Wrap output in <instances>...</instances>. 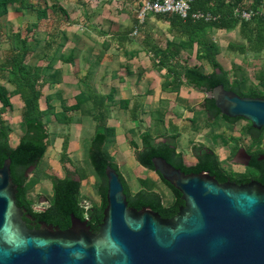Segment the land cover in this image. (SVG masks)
I'll list each match as a JSON object with an SVG mask.
<instances>
[{
	"label": "trees",
	"instance_id": "1",
	"mask_svg": "<svg viewBox=\"0 0 264 264\" xmlns=\"http://www.w3.org/2000/svg\"><path fill=\"white\" fill-rule=\"evenodd\" d=\"M145 1L153 0H125V3L135 7L133 13L135 27H137V12ZM11 7L18 13L34 11L37 22L26 29L23 36L17 34L14 37V52H10L11 54L4 57L0 63V167L6 159H10V176L13 184L17 186L15 200L19 208H25L30 216L61 228L69 225L70 215L82 220L89 218L91 226L95 229L97 224L101 223L102 212L106 206L105 168L109 166L119 174L128 207L136 210L150 208L162 219L169 220L177 215L183 203L180 200V195L158 174L154 173L152 158H162L185 174L208 172L220 184L230 179L231 175L224 170V163L220 162L218 156L213 152L206 151L205 158L198 165L187 167L182 153L178 152L176 146L178 136H169L165 128L159 134H155L152 131L153 128H147L143 133L137 135L138 143L130 139L129 145L134 149L137 164L148 173L158 177L160 182L171 192L172 201L168 205H164L162 196L155 190L154 181L149 177L139 180L141 188L133 193L109 153V147L114 143L116 137L115 129L107 125L113 92L108 96L82 92L77 96L76 104L73 107L62 105V114L55 113L54 108L49 104L46 105V110H41L39 101L42 96L43 84L60 83V73L51 74L49 72L56 59H52L49 68L44 71L29 64V57L41 42L38 39L37 29L38 23L47 18L46 9L36 8L29 0H0V18L6 16ZM236 8L253 10L256 15L249 21H242L234 15ZM196 12L210 14L214 19L208 22L195 21L191 15ZM149 16H154L171 26L169 31L171 39L166 42L165 47L158 46L148 36H144L143 40L147 51L153 55V62L159 69H164L166 72L165 82L162 86L163 91L174 93L186 86L205 94L217 86H222L224 90L239 97L264 98V62L259 67L258 62H248L246 59V57L264 54V0H193L190 5V15L186 19L170 15ZM139 31L140 29L135 37L142 34ZM215 32L236 33L240 38L239 43L230 42L226 46L229 53L243 56L238 68L239 74L232 75L219 62L220 50L212 39ZM182 51L188 56L193 55L198 64L191 66L186 60H180L179 54ZM202 67H208L210 72L205 73ZM249 67L255 70V85L244 73ZM4 84L13 87V94L19 95L23 103L21 121L18 125L19 129L23 131V136L15 148H11L9 143L11 128L2 118L4 114L11 113L13 110L9 93ZM199 107L200 110L187 109L192 114L190 122L194 126L204 120V127L208 126L212 129L209 137H212L213 140L220 138L219 135L214 134L215 129L219 128L216 124L217 119H221L232 128L238 122L244 121L222 116L215 107L214 101L206 97ZM69 111H78L81 115L90 117L95 124L94 133L88 141L86 158L97 182L96 194L100 198L98 206L87 208L83 204L84 199L80 193L83 178L78 172H68L65 178L60 179L43 172L40 167L50 145V133L44 119L52 116L56 123L70 125L74 120L64 115ZM159 120L164 122L161 118L155 123ZM131 133L134 131L131 130ZM243 133L245 137L252 138L253 145H260L264 140V129L260 132L253 130L248 122ZM230 140H234L236 145L239 143L231 136L225 140L222 138L225 145ZM64 143L60 161L62 164H71V161L66 158L67 143L66 141ZM33 167L32 173L27 175V171ZM75 177H79L80 180L76 182ZM42 180L50 181L52 196L49 199L48 209L43 213H37L32 209L34 203L28 195ZM258 180L264 184V174H261Z\"/></svg>",
	"mask_w": 264,
	"mask_h": 264
},
{
	"label": "water",
	"instance_id": "2",
	"mask_svg": "<svg viewBox=\"0 0 264 264\" xmlns=\"http://www.w3.org/2000/svg\"><path fill=\"white\" fill-rule=\"evenodd\" d=\"M205 97L222 116L264 129V98L239 97L222 86ZM151 163L180 195L177 215L165 220L150 208L128 207L119 174L108 166L106 206L93 235L74 215L65 232L45 223L29 231L6 159L0 167V264H264V185L220 184L208 172L185 174L159 157ZM63 168L66 175L74 172Z\"/></svg>",
	"mask_w": 264,
	"mask_h": 264
},
{
	"label": "crops",
	"instance_id": "3",
	"mask_svg": "<svg viewBox=\"0 0 264 264\" xmlns=\"http://www.w3.org/2000/svg\"><path fill=\"white\" fill-rule=\"evenodd\" d=\"M29 1L36 8L46 9L47 14V18L38 23L37 33L41 42L29 57V64L44 71L49 68L52 59H56L49 72L60 73L59 84H43L40 109L46 110L49 104L55 113L62 114V105L73 107L82 92L101 96L113 92L107 125L115 129L116 138L125 136L123 130H139V135L151 128L156 116H163V121L168 122L165 126L168 135L178 136L176 146L185 162V147L180 148L179 140L185 133V117L192 118L187 109L200 110L198 107L203 100L193 104L192 95L185 97V88L194 93L200 92L186 86L174 93L163 91L166 72L153 62V55L143 42L144 36H148L158 46L165 47L171 39V26L148 15L139 28L142 34L133 37L135 7L132 4L115 0ZM36 23L34 11L18 13L13 7L9 8L7 15L0 18V63L13 51L14 37L17 34L23 36L25 30ZM161 27L166 29L167 34L164 43L158 39ZM179 58L185 61L184 51L180 52ZM4 87L13 106L11 113L16 110L14 106L17 104L22 115L23 103L19 95L13 94V87L6 84ZM7 114L10 113L3 116ZM64 115L72 118L75 125H78L77 121L82 123L91 119L78 111L65 112ZM16 128L20 131L18 125ZM9 143L11 148H15L19 141L14 142L10 137ZM110 155L130 187L117 158L112 153ZM146 174L151 173L146 171Z\"/></svg>",
	"mask_w": 264,
	"mask_h": 264
},
{
	"label": "rangeland",
	"instance_id": "4",
	"mask_svg": "<svg viewBox=\"0 0 264 264\" xmlns=\"http://www.w3.org/2000/svg\"><path fill=\"white\" fill-rule=\"evenodd\" d=\"M158 31V39L161 40L162 43H164V40L167 35L166 29L164 27H161V29H158ZM212 39L217 44L220 50L218 60L223 66V68L226 71L231 72L232 75L239 74L238 68L241 65L243 56L229 53L226 49L228 43L240 42V38L238 37V35L236 33L215 32V34L212 36ZM246 59L248 60V62H258L260 67L261 64L264 62V54L254 57H246ZM185 60L191 66L198 64L194 60V56H188L187 53H185ZM202 69L205 73L210 72V69L208 67H202ZM244 73L246 77L251 80V82L255 85V70L249 67L245 70ZM190 95H192V99H194L192 100L190 98L193 104H196L197 101H201L204 98L203 93H194L193 91L191 92L190 89L185 88V97H189ZM14 108H16V110L13 113L7 114V116H2V118L10 127L14 128V130H11L10 132V137L12 141L18 142L22 131H19L16 126L19 125V122L21 121V114L20 112H18L17 104H15ZM161 118H163V116H156L154 118L155 120L153 121L151 126V128H153L152 131L154 133L163 132L164 128L167 130L165 126L166 124H168V122H160L159 120L157 121V123H155L156 120ZM190 120L185 117V133H183V139L179 140L180 148L182 149L183 147H185L186 165L194 164V160L191 157L189 151L193 143L204 144L205 146H208L209 148L213 149L217 153L219 159H223L228 153V149L227 147H225V144H223L222 138L225 140L229 136H231L233 137V139H237L239 141L238 144L241 146H246L248 143V140L246 139L243 133L244 129L247 126V122L245 121L238 122L232 128L231 126H228L226 123L222 122L221 119H217L216 124L219 126V128L215 129L214 134L219 135L218 137L220 138L218 140H213L212 137H209V134L211 133L212 129L208 126L204 127V120H201L194 126L190 122ZM44 122L47 125L48 132L50 133V145L40 165L41 170L51 176L63 179L66 176L63 165H69L74 170V172H78V174L83 178L80 190L81 196L84 199L83 204L86 207L98 206L100 204V198L96 194L95 186L97 182L92 175V170L86 158L88 141L92 137L91 134L94 131L95 127L94 122L91 119L82 123L80 121H77L78 125H75L74 121L72 124L65 126L56 123L52 116L47 117ZM143 128L144 127H142L141 129ZM123 132H125V136L117 138L115 137V141L109 147V151L112 150V152L110 153H112V155L117 158V161L121 166L122 173L130 183L131 191L135 192L136 190L140 189L141 186L139 184V180L145 178L147 179L149 177V179L154 181V185L156 187L155 190L162 196L164 205H168L172 201L171 192L160 182V180L155 174H146V171L138 166L135 160L134 149L131 148L129 145L130 139H132L136 143L139 142L137 137L139 130H134V133L125 130H123ZM65 141L67 143V149L65 152L66 158L71 161V164H62L60 161L61 155L64 151L63 146L65 144ZM235 169L238 170L240 168L236 167ZM28 196L33 201L35 206H38L39 198L50 199L52 196L50 181H40V183L30 191Z\"/></svg>",
	"mask_w": 264,
	"mask_h": 264
},
{
	"label": "flooded vegetation",
	"instance_id": "5",
	"mask_svg": "<svg viewBox=\"0 0 264 264\" xmlns=\"http://www.w3.org/2000/svg\"><path fill=\"white\" fill-rule=\"evenodd\" d=\"M22 136H23V131L20 136L19 143L21 141ZM246 139L248 140L246 146H241L239 144L236 145L234 140H230V142L225 145V147H227L228 149V153L223 159H219V161L224 163V170L228 174H230L231 177L229 180L225 181L224 183L229 182L238 186H242V185H247L250 182H257L259 184L264 185L258 180L260 178V175L264 174V140H262L260 145H253L252 138L250 136H246ZM189 151L191 157L194 160V164L192 165L185 164L187 167L198 165L200 161L205 158L204 153L206 151L213 152L214 154L217 155V153L213 149L209 148L208 146H205L204 144L193 143ZM236 167L240 169L237 170L235 169ZM79 180H80L79 177H75L76 182ZM49 206H50L49 199L39 198L38 206H35L33 204L32 209L37 213H43L48 209ZM21 210L26 211L23 213L22 221L25 223L26 228L29 231H33V232L41 231L42 228V226L40 225L41 223H45L47 225L58 228V230L61 232L67 231L70 227V222L69 225H67L65 228H61L57 225L48 224L45 221L34 218L32 216H31L32 219H27L26 216L29 215L27 210L25 208H21ZM75 218L79 219L81 222H86V227L89 228V232L91 234L93 235L98 234V226L100 225V223L97 224L98 225L97 228L94 229V227H92L90 224L89 218H85V220H82L81 218L78 217Z\"/></svg>",
	"mask_w": 264,
	"mask_h": 264
},
{
	"label": "built area",
	"instance_id": "6",
	"mask_svg": "<svg viewBox=\"0 0 264 264\" xmlns=\"http://www.w3.org/2000/svg\"><path fill=\"white\" fill-rule=\"evenodd\" d=\"M115 1L125 2V0ZM192 2L193 0H153L143 2L136 16L137 27H135L131 35L133 37L137 35L139 27L145 23L148 15H170L186 19L190 15V5ZM234 15L242 21H249L256 15V12L236 8L234 9ZM191 18L195 21L204 20L205 22L214 19L210 14L202 12L192 14Z\"/></svg>",
	"mask_w": 264,
	"mask_h": 264
}]
</instances>
